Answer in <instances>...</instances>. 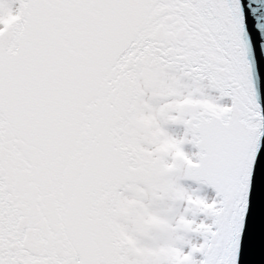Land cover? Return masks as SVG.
<instances>
[{
    "label": "snow or ice",
    "instance_id": "1",
    "mask_svg": "<svg viewBox=\"0 0 264 264\" xmlns=\"http://www.w3.org/2000/svg\"><path fill=\"white\" fill-rule=\"evenodd\" d=\"M0 264H264V0H0Z\"/></svg>",
    "mask_w": 264,
    "mask_h": 264
}]
</instances>
